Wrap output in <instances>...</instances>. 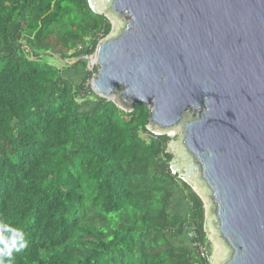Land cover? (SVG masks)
Listing matches in <instances>:
<instances>
[{
	"label": "trees",
	"instance_id": "16d2710c",
	"mask_svg": "<svg viewBox=\"0 0 264 264\" xmlns=\"http://www.w3.org/2000/svg\"><path fill=\"white\" fill-rule=\"evenodd\" d=\"M111 28L88 0H0V264H212L187 234L207 245L204 202L149 107L97 95L86 61L48 60Z\"/></svg>",
	"mask_w": 264,
	"mask_h": 264
},
{
	"label": "water",
	"instance_id": "95a60500",
	"mask_svg": "<svg viewBox=\"0 0 264 264\" xmlns=\"http://www.w3.org/2000/svg\"><path fill=\"white\" fill-rule=\"evenodd\" d=\"M88 2L126 19L65 63L97 66L92 89L121 109L146 104L150 129L181 127L171 169L202 198L223 264H264V0Z\"/></svg>",
	"mask_w": 264,
	"mask_h": 264
},
{
	"label": "rangeland",
	"instance_id": "374dc122",
	"mask_svg": "<svg viewBox=\"0 0 264 264\" xmlns=\"http://www.w3.org/2000/svg\"><path fill=\"white\" fill-rule=\"evenodd\" d=\"M98 2L100 4H103L102 0H98ZM99 10H100V13L104 14L106 16V18L108 19V21H110L111 24H113V26H114L112 33H110L108 36H106L109 38L112 35H115L117 33V31L121 28L126 17L119 18L117 15H113L109 10L104 9V8H101ZM100 40H102V39H100ZM85 54H89V53H86V52H83L80 54L79 53L78 54L70 53L65 58H62V57L57 56V55H53V56L48 57V60L51 63H53L59 67H63L64 64H66L64 60H66L68 62H74V61L78 60L79 58H81ZM79 63H81V62H79ZM73 66H75V65H73ZM96 67L97 66H95V68ZM84 68L87 69L88 65L86 64ZM85 72H86L85 69H82V67H79V69L73 71L71 74L75 77L76 80L80 81V78L82 77L83 73H85ZM148 129L155 134H167L169 136V139H170L169 143H168V151H170L172 154H174V152L182 154L181 152L183 150H182L181 144H180V134L182 133V129L180 126H175V127H172V128L166 129V130H160L158 128L150 129V127L148 126ZM183 181H185V180H183ZM185 182H187V181H185ZM177 200L179 203H181L183 201V199L181 197L178 198ZM180 208H182V206ZM209 234H210V237L207 234L208 240L209 239L212 240V251H211L210 258L214 259L212 264H223V257L227 253V249L225 247V244L222 241L219 234H216L213 230H211V232Z\"/></svg>",
	"mask_w": 264,
	"mask_h": 264
},
{
	"label": "built area",
	"instance_id": "2783aa9c",
	"mask_svg": "<svg viewBox=\"0 0 264 264\" xmlns=\"http://www.w3.org/2000/svg\"><path fill=\"white\" fill-rule=\"evenodd\" d=\"M187 234L188 238L192 241V246L199 251L200 255L203 257L208 255L207 246L198 241V235L194 228L190 226Z\"/></svg>",
	"mask_w": 264,
	"mask_h": 264
},
{
	"label": "crops",
	"instance_id": "0c3cea01",
	"mask_svg": "<svg viewBox=\"0 0 264 264\" xmlns=\"http://www.w3.org/2000/svg\"><path fill=\"white\" fill-rule=\"evenodd\" d=\"M208 236L210 237V234H208Z\"/></svg>",
	"mask_w": 264,
	"mask_h": 264
},
{
	"label": "bare ground",
	"instance_id": "6f19581e",
	"mask_svg": "<svg viewBox=\"0 0 264 264\" xmlns=\"http://www.w3.org/2000/svg\"><path fill=\"white\" fill-rule=\"evenodd\" d=\"M94 60V58H92Z\"/></svg>",
	"mask_w": 264,
	"mask_h": 264
}]
</instances>
